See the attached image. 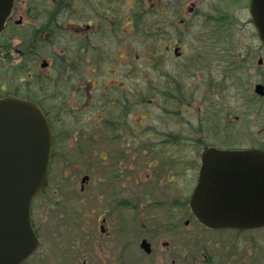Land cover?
I'll return each instance as SVG.
<instances>
[{
	"label": "flooded vegetation",
	"instance_id": "obj_1",
	"mask_svg": "<svg viewBox=\"0 0 264 264\" xmlns=\"http://www.w3.org/2000/svg\"><path fill=\"white\" fill-rule=\"evenodd\" d=\"M200 3L201 0H13L0 31V97L16 95L37 102L53 135L49 181L32 204V222L39 242L18 264H106L110 257L107 250L110 254L118 252L120 246L114 245L120 237L115 232L120 228L119 220L114 219L118 209L98 207L85 211L94 199H102L96 189L105 187L107 169L115 167L114 161L119 171L113 169L117 172L111 180L121 179L125 188L134 182L132 199L150 200L153 194L160 195V190L168 188V182H175L178 173L183 172L179 165L185 168L186 177L191 176L189 181L194 186L186 205H177V199L174 202V209L183 211H168L172 219L169 224L174 226L171 232L180 237L178 243L185 253L180 255L182 262L173 259L174 264H264V226H210L197 218L190 204L200 182L205 152L264 150V141L242 144L212 135L219 129L222 135H230L227 129L241 121L243 115L232 111L237 108L231 109L229 101L241 100L256 106L255 120H263L260 132L264 131V89L255 90L247 98L239 84L235 95L227 96L225 79L229 74L223 64L226 54L209 57L203 53L204 47L215 45V40H232L235 31L251 24L260 48L255 52H231L234 56L228 69L237 70L238 58L245 54L246 61L253 62L254 54V73L259 71L254 81L256 88L258 84L264 86V43L251 14L249 20L243 21L237 12L226 9H218L217 15H205L206 30L193 32ZM179 29L185 31L181 36L189 38L188 43L177 37ZM224 49L218 47L219 52ZM143 72L155 74L151 79H135L133 92L143 97L131 104L127 93L130 81L125 79V73L130 76ZM198 72L202 82L193 91L189 77ZM236 84L237 81L230 82L232 87ZM144 89L151 90L147 94H154V98ZM198 91L200 101L196 100ZM142 102L155 104L157 115L153 114L150 127L144 124L149 110L137 116L133 124L127 123L133 105ZM222 113H226V125L225 117L219 121ZM189 114L184 122V116ZM178 122L185 124L183 132L177 128ZM126 133L132 142L126 141ZM237 133L251 132L243 124ZM188 150L197 152L194 162L188 163L184 156L178 158L179 152ZM136 151L143 158L150 157L144 178L142 174L136 177L133 171ZM143 180L150 183L144 189ZM147 188L156 192L147 193ZM140 192L143 195L139 196ZM166 210L159 211L160 219ZM140 212L156 227V221H152L158 218L156 211ZM177 225L183 230H178ZM48 230H57L52 233L55 242H48ZM144 240L150 243V251L142 245L143 249L152 253V243L143 238L142 244ZM212 243L222 249L215 251L210 248ZM172 244L165 240L163 247L170 249Z\"/></svg>",
	"mask_w": 264,
	"mask_h": 264
},
{
	"label": "water",
	"instance_id": "obj_2",
	"mask_svg": "<svg viewBox=\"0 0 264 264\" xmlns=\"http://www.w3.org/2000/svg\"><path fill=\"white\" fill-rule=\"evenodd\" d=\"M11 5L0 0V30ZM251 13L264 41V0H251ZM52 151L51 127L40 106L21 97L0 98V264L18 263L38 243L31 207L48 182ZM190 203L210 226H264V150L205 152ZM142 245L150 251L147 240Z\"/></svg>",
	"mask_w": 264,
	"mask_h": 264
},
{
	"label": "rangeland",
	"instance_id": "obj_3",
	"mask_svg": "<svg viewBox=\"0 0 264 264\" xmlns=\"http://www.w3.org/2000/svg\"><path fill=\"white\" fill-rule=\"evenodd\" d=\"M249 3V0H201L200 7L198 8V15L194 17V30L199 31V29L206 30L207 24L204 23L206 21V18H204L205 15H217L218 9H226L227 11L237 12L239 14V18H241L243 21L249 20V9L247 8ZM238 18V19H239ZM211 23V22H210ZM242 23V22H241ZM245 28L241 31H235L234 37L232 40L229 41H222L219 42L217 40L215 45H208V47H204L203 53L207 56L209 54V57H213L212 54L214 53H222L226 54V63L223 61V64L225 65V69L228 70L227 74H229V77L225 79V84L227 86V96H233L236 93V87L240 84L241 90H242V95L250 98L252 97L253 94H255V85L254 81L257 79L256 74H259V71L257 73H254L256 71L254 69V64L256 60L254 59V54L251 56L253 58V62H247L246 59L248 58V55L245 54V57L243 56L242 58H238L240 66L237 67V70H234L233 68L228 69V62L230 59L233 58L234 54L231 52H235L238 54L239 51H242L246 53L247 51L249 52H255L260 48V41L258 42V37L256 36L255 32L252 30V25L251 24H246ZM243 32L245 35H243ZM181 34H185V31L178 30L177 37L184 38L186 42H189V38H185L184 36L182 37ZM218 47L220 48H225L224 52H219ZM232 49L231 51H229ZM223 51V50H222ZM180 66V63L178 65L172 66L170 70ZM223 69V68H222ZM254 73L250 75L251 73ZM155 74V72H143V73H138V75H130L127 76V73H125V79H128L130 81V86L127 89V93L129 92L128 96L130 99V103L133 104L134 102H137V100H141L143 95L142 93L139 92H133L134 91V84H135V79H151V77ZM195 75L193 77H189L190 80L192 81L191 83L193 84V91L199 88V84L202 82L201 81V74L200 72L194 73ZM222 76V72H220ZM216 75V74H215ZM215 75H210V77L215 76ZM223 77V76H222ZM208 78V77H207ZM206 78V79H207ZM206 79L203 81V83H206ZM237 81V84L232 87L230 86V82ZM151 90L144 89V93L148 95L147 93L150 92ZM200 91H198V94L196 95V100L200 101L201 97H199ZM154 95V94H153ZM153 95H148L152 98ZM146 99L144 101L146 102ZM145 102L133 105L132 109V115L129 117V120H127V123L133 124L135 122V119L137 116L139 117L143 111H151L149 117L145 120L144 124L149 126V123L151 122L152 118L156 114V108L155 104L153 105H144ZM231 109L236 106V110L232 111H237V114H242L243 118L241 121L235 122L233 126H230L231 129H227L229 132V136L222 135L223 132L221 129L216 131L212 135H219L221 138L225 137L226 142H234V141H241L242 144L246 143H252L257 140L258 142L264 141V131L260 132V128L262 127V122L263 120L258 117L257 120V115L255 114L257 112L256 106L253 103L245 104L243 100L240 102H233L229 101ZM238 105H241L242 107H238ZM245 108V110H244ZM135 114V115H134ZM154 114V115H153ZM189 115H185L183 121L185 122L188 118ZM225 125H226V120L227 116L226 113L225 115L222 113L221 117H219V121L223 122V118ZM180 120V119H179ZM212 121H214L212 119ZM216 121V120H215ZM248 122L249 124H247ZM243 124H246V127L250 130V135L249 133H243V134H238L237 129H239ZM223 127V126H222ZM226 127V126H224ZM179 130H184L186 128L185 124L182 122H178ZM183 132V131H182ZM239 135V136H238ZM210 139H214L208 135ZM239 137V138H237ZM231 138L234 140L232 141ZM126 141L132 142V138L129 135V133H126L125 135ZM241 139V140H239ZM236 144H241V143H236ZM197 152L193 150H188V151H183V153L179 152V159H182L184 156L185 160L190 163L195 161V154ZM140 152L136 151L135 152V160L132 162L133 166V171H135V176L140 177L141 174L143 175L142 178H144L146 175V169L148 167V156H145V158L141 157L143 156L142 154L140 156ZM182 157V158H181ZM115 167H113L114 170L119 171L117 169V164L114 161ZM185 165V164H183ZM185 170L181 165H179V168ZM113 169H107V177L108 181L105 182V187L103 189H96L98 192V195H101V200L98 199L93 200V204H89V206H86L85 211H91L93 208H104V207H109V208H117L118 213L114 214V219H118L120 228L116 229L115 232H119L120 237L118 241H114V245L118 244L120 248L118 249V252L114 253H109V249L107 250L108 254L110 257L107 259L106 264H174L173 259L178 262H182L183 258L180 255H185L184 252H181L183 247L179 245L178 241H180V237L176 234L171 232V230H174V226H171L169 223L171 222L172 219H170V213L168 211H183L180 208L178 210L174 209L175 208V199L178 200L176 202L177 205L183 203L186 205V200H188V195L190 191L192 190L194 183L190 182L189 179H192L190 175L187 177L185 176V173L179 172L177 176V180L175 182H168L167 186L168 188H164L160 190V195L153 194L150 200L147 198H142V197H135L132 199V196L134 194V190L132 189V185L134 182H132V185L128 186L125 188V183L120 180H111V176L114 177V173L116 175V172H114ZM121 173L122 170L120 168ZM125 171V169H124ZM116 179V178H115ZM143 182V189L144 185H150L147 184L146 181ZM149 188H147V193L151 192H156V191H149ZM143 195L142 192L139 193V196ZM55 196H53V199ZM139 199V200H138ZM158 200H160V203H158ZM54 201V200H53ZM129 201V203H128ZM55 204L54 206H56ZM184 205V206H185ZM48 205H45L44 207L47 208ZM161 206L156 209V207ZM44 207L41 209V211H44ZM138 208L137 211L135 208ZM134 208V209H132ZM186 207H184L185 209ZM161 209H167L166 214L164 217L160 219L159 216V211ZM73 211L75 210V206H73ZM140 211H156V216L152 221H156V227L150 225V218L145 217ZM165 211V210H162ZM140 212V213H139ZM118 215V216H117ZM123 219V220H122ZM174 219V218H173ZM126 223V226H125ZM182 226V225H181ZM125 227V236H122V231L123 228ZM150 227V229H148ZM183 227V226H182ZM178 230H183L179 225H177ZM57 230H52L49 231V235L47 237L48 242H55V238L53 236V232ZM146 238L148 239L153 246V252L148 253L142 247V239ZM165 240L171 241L173 244L170 246V249L166 247H163V242ZM212 249L215 251L222 249V246L217 247L213 243L211 244ZM114 250V249H113ZM184 250H186L184 248ZM197 250V248H196ZM199 254V253H198ZM179 256V257H178ZM177 257V258H176ZM179 264V263H178Z\"/></svg>",
	"mask_w": 264,
	"mask_h": 264
}]
</instances>
